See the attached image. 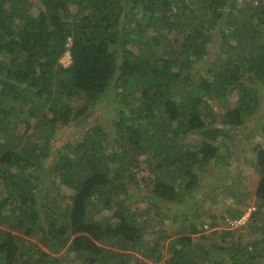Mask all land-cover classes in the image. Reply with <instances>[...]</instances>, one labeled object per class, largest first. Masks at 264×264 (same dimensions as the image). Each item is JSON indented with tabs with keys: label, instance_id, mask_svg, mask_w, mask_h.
Instances as JSON below:
<instances>
[{
	"label": "trees",
	"instance_id": "trees-1",
	"mask_svg": "<svg viewBox=\"0 0 264 264\" xmlns=\"http://www.w3.org/2000/svg\"><path fill=\"white\" fill-rule=\"evenodd\" d=\"M260 92L264 0H0V264H264V146L253 199L229 192L243 223L199 189ZM107 98L111 127L52 153L56 107Z\"/></svg>",
	"mask_w": 264,
	"mask_h": 264
},
{
	"label": "rangeland",
	"instance_id": "rangeland-1",
	"mask_svg": "<svg viewBox=\"0 0 264 264\" xmlns=\"http://www.w3.org/2000/svg\"><path fill=\"white\" fill-rule=\"evenodd\" d=\"M221 28V27H220ZM215 34H218V32H215ZM132 50H135V46H131ZM211 56V55H210ZM214 56V55H213ZM69 58L66 56V53L63 55V57L60 59L61 63L64 65L68 64ZM210 60V57H206L203 59L200 63L197 65L199 67L205 68L207 66L208 61ZM204 73V71H203ZM259 87V86H256ZM236 96L233 97H227L225 99V103L223 106L220 105V108L215 103V101H211L212 107L217 111V109H222L225 107L224 105L229 103V101L235 100ZM104 100V99H103ZM59 103V102H58ZM53 103H50L47 107L53 106ZM114 104L111 100H108V98L104 101H100L97 106L94 109H91L89 113H87L85 116L79 118V119H73L71 116L70 108L67 104H59L56 109L58 111V117L59 118H67L69 121L68 124H64L60 127H57L55 132V137L52 140H47L49 143L51 142V150L55 151L56 147L71 140H75L82 136L84 131L92 126H106L108 128L111 127L109 120L111 118V113L109 111L110 108H112ZM260 107L245 121V123L242 126H236L229 129L230 137H220L218 139V144L220 145V151L223 153L225 151L228 152L229 166L224 168L222 165L221 168L224 170V173L221 169H217L216 173H211L207 177H205L202 180L203 186H201L199 189L206 190V185L209 183V189L212 190V193L215 195L217 194L218 197V204L220 208H224L226 206H223L227 204L226 202H231L232 199L229 198V192L231 189H233L235 192L234 194H238L239 192H248L250 194L251 199H253V192L254 187L256 185V181L258 179L257 174L254 172V169L252 167L253 160H254V153L251 151L252 147L260 143L262 146H264V133L262 132V128L264 126V97L263 93L260 92ZM221 111V110H220ZM219 111V112H220ZM220 123V122H219ZM29 125V124H27ZM29 127V126H28ZM227 127V126H225ZM25 125H23V130L21 132H18L16 136L14 137H25L24 133ZM34 134V133H33ZM33 134L31 137H29L27 140H33L38 141V138H33ZM27 136L25 137V139ZM22 141L21 139L19 141H16L14 144H20ZM54 151L52 153H54ZM55 155H51L47 158V162H49V159L51 160ZM222 173V174H221ZM220 174V175H219ZM231 179L234 182H241L240 184L232 185L236 186L234 188L229 187ZM208 195L206 192L201 194H196L195 196L199 197L197 198L202 203L204 197ZM210 202V201H209ZM101 203H94V206L90 212V215H95V217H102L104 215H107V212L105 210L99 209L100 212L97 213H91L94 211L96 207H99ZM193 202L189 203V205H192ZM209 203L205 200L203 201V206L208 205ZM188 205V206H189ZM239 206H237L235 203H232L231 207H228L229 213L231 215L230 218H233L232 214L237 215V213L240 211ZM250 209V210H249ZM253 209V207L247 208L245 213V217L248 216V213ZM213 210V207H212ZM219 214L221 211L224 213V209L215 210ZM209 214V212H208ZM235 219H230L229 223L231 221H234ZM243 223V222H240ZM238 221H236L234 224L239 225ZM219 225V224H218ZM232 225V226H236ZM220 226V225H219Z\"/></svg>",
	"mask_w": 264,
	"mask_h": 264
},
{
	"label": "built area",
	"instance_id": "built-area-1",
	"mask_svg": "<svg viewBox=\"0 0 264 264\" xmlns=\"http://www.w3.org/2000/svg\"><path fill=\"white\" fill-rule=\"evenodd\" d=\"M66 56L69 58V55H68L67 53H66ZM245 215H246V214H245ZM245 215H243L242 217H240V218L237 219V220L231 221L230 224H231V225H236V224H234L236 221H238L239 223H240V222H243V221L245 220V218H246Z\"/></svg>",
	"mask_w": 264,
	"mask_h": 264
},
{
	"label": "clouds",
	"instance_id": "clouds-1",
	"mask_svg": "<svg viewBox=\"0 0 264 264\" xmlns=\"http://www.w3.org/2000/svg\"><path fill=\"white\" fill-rule=\"evenodd\" d=\"M246 213H247V212H246ZM248 214H249V213H248ZM244 215H245V214H244ZM242 216H243V215H242ZM242 216H241V217H242ZM245 219H246V218H245ZM236 220H237V219H236Z\"/></svg>",
	"mask_w": 264,
	"mask_h": 264
}]
</instances>
